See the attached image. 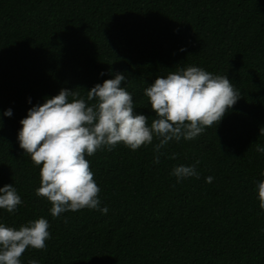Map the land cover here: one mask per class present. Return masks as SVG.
Masks as SVG:
<instances>
[{
    "label": "trees",
    "instance_id": "obj_1",
    "mask_svg": "<svg viewBox=\"0 0 264 264\" xmlns=\"http://www.w3.org/2000/svg\"><path fill=\"white\" fill-rule=\"evenodd\" d=\"M189 66L241 92L222 121L159 153L154 136L135 151L121 143L86 156L107 214L53 217L36 195L42 165L19 146L28 110L61 89L86 100L119 72L151 126L145 89ZM0 121V188L13 185L23 201L0 209V223L50 225L46 248L29 247L21 264H264V0H0ZM180 165H196L199 178L177 182Z\"/></svg>",
    "mask_w": 264,
    "mask_h": 264
},
{
    "label": "clouds",
    "instance_id": "obj_2",
    "mask_svg": "<svg viewBox=\"0 0 264 264\" xmlns=\"http://www.w3.org/2000/svg\"><path fill=\"white\" fill-rule=\"evenodd\" d=\"M126 79L125 74L117 72L114 78L87 91L86 100L76 90L61 89L58 95L31 107L20 120L19 146L35 165H42L36 195L51 203L53 217L84 208L107 214V207L100 208V188L86 156L105 147L112 150L121 143L135 151L151 144L154 136L159 138L155 146L159 153L172 140H193L206 128L217 126L241 98V92L226 75H213L195 66L181 68L166 78L157 77L145 89L156 114L149 126L148 117L134 110L132 94L121 86ZM3 115L11 117L12 110ZM257 151L264 153V147L257 145ZM175 158V154L170 157ZM155 162L159 163V156ZM171 174L177 182L199 178L196 165L176 166ZM213 179L206 177V182ZM258 198L264 210V181L258 184ZM22 203L13 185L0 188V209L14 213ZM49 227L43 217L19 229L0 223V264H21L29 247L45 249ZM29 264L38 261L33 259Z\"/></svg>",
    "mask_w": 264,
    "mask_h": 264
}]
</instances>
